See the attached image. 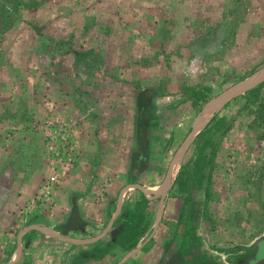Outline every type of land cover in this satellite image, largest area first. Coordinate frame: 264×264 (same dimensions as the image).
Returning a JSON list of instances; mask_svg holds the SVG:
<instances>
[{
    "label": "rangeland",
    "instance_id": "obj_1",
    "mask_svg": "<svg viewBox=\"0 0 264 264\" xmlns=\"http://www.w3.org/2000/svg\"><path fill=\"white\" fill-rule=\"evenodd\" d=\"M126 185L131 231L109 219ZM59 234L97 239L65 246L64 264L255 255L264 0H0V264H45L33 258L56 255Z\"/></svg>",
    "mask_w": 264,
    "mask_h": 264
},
{
    "label": "crops",
    "instance_id": "obj_2",
    "mask_svg": "<svg viewBox=\"0 0 264 264\" xmlns=\"http://www.w3.org/2000/svg\"><path fill=\"white\" fill-rule=\"evenodd\" d=\"M177 161H178V158H176V160L174 162V165L172 167V174L173 173L176 174L179 171L180 167H181L182 162L178 166L177 165ZM170 165H171V163H170ZM176 165H177V169H176ZM168 169H169V167H168ZM175 169H176V171H175ZM159 189H160V187H157L155 189L150 188V193L149 194L152 195V198H157V197H159V195H161V193H158L159 192ZM129 191H130V187L128 185H126V186L120 187V189L118 190V192L115 194L117 196V201H116L115 209H114V213L115 214H112L111 213V216L109 217L110 222H113V219L114 218H117L119 216V214L121 213L122 208H123V206H124V204L126 202V198L128 197V192ZM163 209H164V205H162V204L160 205L159 204V207L157 208V212L156 213L159 214L160 211L162 213L163 212ZM110 227H111L110 223L107 224V227H106L105 232ZM59 238H61V239H56V241L54 243V245L56 247V255L50 254V255L44 257V253L40 254V252H38V257L37 258H33V261L40 260L41 262H43V263L46 264L47 261H45V260L50 259L49 262H47L48 264H54V263H57V262H58V264H64V261L65 260H69L68 256L67 255H64V251H65V248H66L65 246H75V245H78V243L79 244L91 245L93 243V241L95 242V240H97L94 237H89L86 240H83V241L78 240V243H75V240H68L66 242L65 237H62L60 234H59ZM92 238H94V239H92ZM62 240H64V241H62ZM72 255H73V257L75 256L74 255V249L72 250ZM19 260H20V255H18L15 252L10 256V262L11 263H16Z\"/></svg>",
    "mask_w": 264,
    "mask_h": 264
},
{
    "label": "flooded vegetation",
    "instance_id": "obj_3",
    "mask_svg": "<svg viewBox=\"0 0 264 264\" xmlns=\"http://www.w3.org/2000/svg\"><path fill=\"white\" fill-rule=\"evenodd\" d=\"M122 213H124L125 215H123ZM134 214L135 213H134V211L132 209H127L125 207V205H124L123 208H122L121 213L119 214V216L120 215L121 216L120 217L118 216L119 217V219H118L119 222L118 223H121V222L122 223H125L124 221H127L129 219L135 218L134 216H136V215H134ZM124 217H126V220H124ZM129 222H133V224H131L130 231L131 230H134V228L137 226L138 222L137 221H134V220H129ZM126 223H128V221ZM110 228H108L106 232H105V230H106V228H105L104 235L106 233H109ZM132 247H135V246H132ZM119 249H121V248H119ZM257 249L258 250L254 253L255 255H253V256H250L249 255L248 259H247V257H243L245 259H241L239 261V263H241V264H246V263L247 264H255L259 259L263 258L264 257V241L259 244V246H258Z\"/></svg>",
    "mask_w": 264,
    "mask_h": 264
},
{
    "label": "water",
    "instance_id": "obj_4",
    "mask_svg": "<svg viewBox=\"0 0 264 264\" xmlns=\"http://www.w3.org/2000/svg\"><path fill=\"white\" fill-rule=\"evenodd\" d=\"M217 99H218V98H217ZM217 99H215V100H213V101H216ZM211 102H212V101H211ZM205 109H206V108H205ZM203 111H204V110H203ZM202 113H203V112H202ZM192 126H193V124H192ZM191 140H192V134H191V132H189V134H188V136H187V138H186V146L189 145V143L191 142ZM186 146L176 154V155L179 154V164H181V162H182V160H183V155H184V153H185V151H186ZM176 155H175L174 159L172 160L171 165L169 166V169H168V172H167V175H166L165 181H164L163 185L160 187L158 193H162V192L166 189V187L169 185V183H170V181H169V180H170V177H172V176L174 177V176H175L174 173L172 174L171 166L174 164V162H175V160H176ZM179 164H178V166H179ZM262 264H264V259H263Z\"/></svg>",
    "mask_w": 264,
    "mask_h": 264
},
{
    "label": "bare ground",
    "instance_id": "obj_5",
    "mask_svg": "<svg viewBox=\"0 0 264 264\" xmlns=\"http://www.w3.org/2000/svg\"><path fill=\"white\" fill-rule=\"evenodd\" d=\"M259 78H260V76L256 75V76H254L252 79H250V82H249V83H252V82L256 81V80L259 79ZM242 86H243V85H242ZM245 87H246V86H245ZM237 90H238V89H237ZM217 106H218V105H217ZM217 106H216V108H217ZM210 107H211L212 110L214 109V106H213V105H211ZM208 112H209V108H208L205 112H203L202 118L205 119V117H207V114H209ZM211 113H212V112H211ZM202 118H201V119H202ZM201 119H200V120H201ZM202 121H203V120H202ZM205 121H206V119H205L203 122H201L200 125H202ZM177 158H178V157H177ZM173 165H174V164H173ZM173 165L171 166V169H172ZM176 169H177V165H176ZM176 169H175V171H176Z\"/></svg>",
    "mask_w": 264,
    "mask_h": 264
},
{
    "label": "trees",
    "instance_id": "obj_6",
    "mask_svg": "<svg viewBox=\"0 0 264 264\" xmlns=\"http://www.w3.org/2000/svg\"><path fill=\"white\" fill-rule=\"evenodd\" d=\"M260 87H261V85L256 87L255 89L249 91L248 95L254 96V94L259 90ZM139 137H140V135H139Z\"/></svg>",
    "mask_w": 264,
    "mask_h": 264
},
{
    "label": "built area",
    "instance_id": "obj_7",
    "mask_svg": "<svg viewBox=\"0 0 264 264\" xmlns=\"http://www.w3.org/2000/svg\"><path fill=\"white\" fill-rule=\"evenodd\" d=\"M54 179H52V181H53Z\"/></svg>",
    "mask_w": 264,
    "mask_h": 264
}]
</instances>
